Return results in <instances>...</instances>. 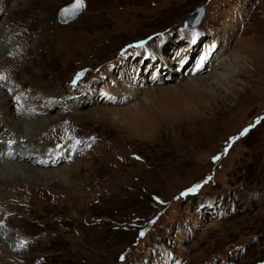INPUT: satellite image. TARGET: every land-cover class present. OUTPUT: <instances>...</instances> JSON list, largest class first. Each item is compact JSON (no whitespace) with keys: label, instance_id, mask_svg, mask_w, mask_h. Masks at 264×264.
I'll return each mask as SVG.
<instances>
[{"label":"rangeland","instance_id":"1","mask_svg":"<svg viewBox=\"0 0 264 264\" xmlns=\"http://www.w3.org/2000/svg\"><path fill=\"white\" fill-rule=\"evenodd\" d=\"M2 1L0 97L57 120L11 142L63 158L8 161L0 264H264V0H84L66 25L74 0Z\"/></svg>","mask_w":264,"mask_h":264},{"label":"bare ground","instance_id":"2","mask_svg":"<svg viewBox=\"0 0 264 264\" xmlns=\"http://www.w3.org/2000/svg\"><path fill=\"white\" fill-rule=\"evenodd\" d=\"M4 5H5L4 2L2 0H0V8H1V10L4 9V7H3ZM10 10L13 11L12 9H9L7 11V18H9V17H11L13 15V12L11 13ZM11 45H13V44H8L6 46V48H10L9 46H11ZM3 48H5V46L3 44L2 45L0 44V53H1V51H3ZM12 48H13V46H11L10 51L12 50ZM56 49L57 48L54 47V50H56ZM5 52H6V49H5ZM14 60L15 61L11 60V64L15 65L16 62H21L20 63L21 64V68L20 69L22 70L24 67L26 68V66H28V65H25V64L27 63V61H30V58L26 54L25 56L19 55L18 57L14 58ZM221 65H222V62H220L218 66H221ZM222 66H223L225 72H227V73H225V74L219 73L218 74L219 78H218V80H215L217 84L228 83L230 78L235 77V76H233V73H232L233 71L231 72L229 67H224L225 64L222 65ZM200 72H201L200 70L197 71V74H199ZM228 73H230V74H228ZM36 74H37V76H41L43 73H36ZM198 79L197 80H195V79H192V80L191 79H187V81L189 80L190 83H195L196 81L200 80V79L199 80ZM114 80H115V82H118V83L120 82L116 78ZM132 96L133 95L129 92V94L127 96H125L124 98L126 100H129L130 97L132 98ZM18 99H19V97H17L14 94V92L12 94H8V93L5 92V94L2 97H0V136H4V138H7L8 136L13 137V139H9L11 144H6V150H8V152H6L7 153L6 156L4 155L5 154L4 151H1V147H3V146L2 145L0 146V157H2V158L7 160V164L6 163H3V164L0 163V185L1 186L3 185V187L0 188V190L5 192L4 193L5 195L11 196V197H19V196H21L24 192L27 191L28 188L24 187L22 185H15V184H17V182H12L11 181L12 180L11 179V177H12L11 173L12 172L9 171V170L13 171V170H16L17 168L15 166L11 165L10 163H8V161H10V160H14L15 161L16 160V161H18V163H22L23 164L22 166H26L25 169L27 168V165H28V166H30L32 168V170L28 168L29 172L33 173V174H37V172H35L37 169L34 170L35 168H33V167L40 166L42 168H44V167L46 168L47 166L50 165L51 162H53V164H54L55 162H58L61 158H63L62 157V151H60L59 153L52 152L53 154L49 155L48 154L49 152H48V150L46 148H42V146H37V145H34V144H30L29 141H31L30 140L31 137H29L28 140H25L24 143L23 142L22 143H20V142H16V143L11 142V141H14V138L17 135H19V138L25 139V137L23 135V131H22L21 126H20V123H19L20 120H23L22 122L25 124V126H27V127L30 126L31 127V132L35 135V137H38V138H40L41 135L43 136L45 133H49L50 131L52 132V130H50V129H54L56 127L55 123L57 122V120H51V119L46 120L45 118L42 119L41 121L36 122V121H33L31 118H26L28 116H26V114L24 115L25 111L21 110L20 106L19 107H15L13 110H10L11 107H13L14 102L17 103ZM42 100L43 101L41 103L42 104L41 113H47L48 114L49 113V110H48L49 107H51L54 103L52 104L50 101H46L45 102L44 98H42ZM16 106H17V104H16ZM132 107L134 109L136 106H132ZM31 116L32 115H30L29 117H31ZM73 145H75V144H73ZM67 148H68V151H69L71 147L69 146ZM19 149H21V152H22L21 154L16 153V151L19 150ZM68 151H63V152H64V154H67ZM54 157H55V159H54ZM10 162H12V161H10ZM2 176H5L4 177L5 178V182H2V181H4V179H2L3 178ZM17 187L19 188V191H17ZM7 190H8V192H7ZM33 191L34 192H28V194H26L29 197V198L27 197L28 199L36 196L37 192H39V193L42 192V191H37V190H33ZM17 195H19V196H17ZM7 198L8 197H4V198L2 197L0 202L5 201ZM39 199H41V198L39 197ZM20 201H24V200L21 199ZM1 235H5V234L1 233Z\"/></svg>","mask_w":264,"mask_h":264},{"label":"water","instance_id":"3","mask_svg":"<svg viewBox=\"0 0 264 264\" xmlns=\"http://www.w3.org/2000/svg\"><path fill=\"white\" fill-rule=\"evenodd\" d=\"M74 2H75V0L71 4L61 8L58 11L57 20H58V23H60L61 25H66V24L73 22L82 13L83 9L79 12L78 15H76L74 17L65 18L61 15L62 10L65 8H71V6L74 4ZM202 15H203V9L201 7L195 9L190 15H188L185 18V20H184L185 27H191L193 25H197L200 22Z\"/></svg>","mask_w":264,"mask_h":264},{"label":"snow or ice","instance_id":"4","mask_svg":"<svg viewBox=\"0 0 264 264\" xmlns=\"http://www.w3.org/2000/svg\"><path fill=\"white\" fill-rule=\"evenodd\" d=\"M84 6V0H75L71 8H65L62 10L61 15L65 18L74 17L79 14V12L84 8ZM0 79H3V77H0ZM246 132L247 129L245 130V133ZM243 134L244 133H242V135Z\"/></svg>","mask_w":264,"mask_h":264}]
</instances>
